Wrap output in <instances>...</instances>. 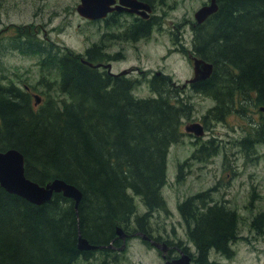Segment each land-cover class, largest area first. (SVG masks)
<instances>
[{"label":"trees","instance_id":"obj_1","mask_svg":"<svg viewBox=\"0 0 264 264\" xmlns=\"http://www.w3.org/2000/svg\"><path fill=\"white\" fill-rule=\"evenodd\" d=\"M141 1L153 6L155 0ZM216 5V12L192 30L194 56L214 67L209 79L190 86L214 101L203 116L204 125L264 107V0H216ZM115 21L108 18L106 30L118 28ZM130 23L117 36L104 34L84 55L37 37L11 39L12 49L38 57L42 80L53 75L55 90L64 98L47 94L36 107L29 92L0 82V151L22 154L27 179L39 185L62 180L82 197L76 209L61 194L36 206L0 187V264H75L91 253L78 249L79 236L108 249L117 240V227L128 233L134 220L136 231L147 234L152 214L168 213L161 195L168 149L181 142L182 122L191 118L193 103L168 76L148 81L153 97L136 98L132 90L137 81L81 61H117L121 54L107 56L104 40L135 43L159 27L154 19ZM251 128L241 141L231 143L245 151L264 144V124ZM222 148L214 140L200 142L190 159H208ZM186 166H178L177 182L183 181ZM208 192L177 204L194 247L193 253L182 251L195 264H212L211 252L232 258L230 246L239 238L237 212L209 200ZM134 196L145 213L136 214ZM250 228L257 236L264 234V213L252 219Z\"/></svg>","mask_w":264,"mask_h":264},{"label":"rangeland","instance_id":"obj_2","mask_svg":"<svg viewBox=\"0 0 264 264\" xmlns=\"http://www.w3.org/2000/svg\"><path fill=\"white\" fill-rule=\"evenodd\" d=\"M78 4L79 0H0L2 86L13 84L21 90L28 87L32 97L36 95L40 98L39 105L44 103L47 94L64 98L55 90L53 75L49 76L51 80H42L43 74L36 65L38 57L12 49L14 43L11 39H16L20 34L27 39L37 37L83 54L86 48L101 41L104 34L115 36L120 32L113 28L106 30L104 22L90 23L82 19L76 13ZM206 4L208 0H155L151 16H157L160 28L155 27L148 40L141 39L136 43L122 39L104 40V53L107 56L119 52L124 56L111 62V73L124 71L126 78L137 81L132 90L136 98L153 96L148 81L155 72L170 77L174 85L181 88L186 80L193 77L192 62L188 58V49L192 44L190 26L194 23V13ZM131 19L124 16L120 21L127 24ZM27 29L31 31L30 34ZM146 74L147 78L144 77ZM183 95L193 103L194 111L190 119L183 120L182 131L191 123L204 126L203 116L214 106V101L192 92L189 87H186ZM245 115L239 118L232 114L220 123L209 121L204 126L206 130L202 138L194 139L185 134L180 143L169 148L166 185L161 189L169 212H155L149 220L155 235L162 236L173 245L186 247L193 253L194 248L187 240L177 203L209 191V200L235 210L240 217L239 238L230 246L232 258L226 259L211 252L209 261L212 264H264V234L257 236L250 228L252 219L264 213V144H255L251 151H245L231 143L242 139L252 129V124H264V112L256 107L246 109ZM209 140L223 146L221 153L202 161L191 160V153L198 143ZM183 162H187L183 170L184 179L177 182V166ZM134 200L136 214H143L145 208L139 197L135 196ZM96 256V261L82 259L76 264H164L158 250L138 239L131 240L122 251L99 252Z\"/></svg>","mask_w":264,"mask_h":264},{"label":"water","instance_id":"obj_3","mask_svg":"<svg viewBox=\"0 0 264 264\" xmlns=\"http://www.w3.org/2000/svg\"><path fill=\"white\" fill-rule=\"evenodd\" d=\"M79 1L80 3L76 7L77 14L90 21L103 19L108 13L113 11H126L132 14L144 15L145 18L148 17L146 12H150V7L148 5L138 2L137 0H119V5L115 7H112L115 4V0ZM216 10L217 6L215 0H209L208 5L203 6L194 14L196 23L200 24L204 22L211 14L215 13ZM89 65L93 66L92 64ZM94 67L99 68L100 65ZM103 67L106 69L110 68L109 65ZM193 71L194 77L189 81L190 83L209 78L212 74L213 66L200 59L193 58ZM37 103H39L38 99ZM185 131L193 133L196 136L203 135L202 127L199 124L186 126ZM0 187L7 193L18 196L37 206L49 202L53 194H62V196L73 200L76 209L82 197L77 188L62 180L56 179L48 184L40 186L27 179L24 173V158L20 152L14 149L0 152ZM116 234L119 238L125 237V234L121 229H117ZM151 244L159 249L158 244L154 242H151ZM77 247L80 251H90L100 248L90 245L88 241L81 236L78 238ZM190 261L191 259L189 256L181 253L179 259H175L172 262H166L165 264H190Z\"/></svg>","mask_w":264,"mask_h":264},{"label":"flooded vegetation","instance_id":"obj_4","mask_svg":"<svg viewBox=\"0 0 264 264\" xmlns=\"http://www.w3.org/2000/svg\"><path fill=\"white\" fill-rule=\"evenodd\" d=\"M139 2H142L141 0H138ZM143 3V2H142ZM113 14V15H112ZM111 15H112V17H113V19H121L122 17H124V16H128V17H131L132 19H131V21L132 20H134V18H135V20H139L138 18H140L139 16H131L130 14H127V13H125L124 11H121V12H113ZM127 23H130V22H127ZM130 25H128V27H129ZM189 27V26H188ZM191 32H192V30H193V24H191ZM190 27H189V30H190ZM116 36V35H115ZM139 231H135V232H133L132 234H130V235H127L128 237H126L125 238V240H120V239H117L114 243H113V246H111L110 248H108V249H102V250H99V251H95V252H91V253H88L87 255H86V257H84V259L86 260V259H94V260H96L97 259V256H96V254L97 253H107V252H109V250H112L113 252L114 251H116L117 250V246H124V245H126V244H129L130 243V241L131 240H133L135 237H138V238H140L139 240H143L144 242H146V243H149V241L150 240H154V241H156L159 245H162L161 243H164L165 245H166V247H162L161 249L162 250H164L165 251V253H167V259L168 260H171V259H173V255H174V253H177L178 251H179V249L177 248V247H175V246H172L170 243H169V241H162L161 239V237H159V236H156V235H153V237L151 238V236L149 235V237L148 236H146L149 240H144V239H142L141 237H139ZM154 236H156V238H154ZM170 254V255H169Z\"/></svg>","mask_w":264,"mask_h":264}]
</instances>
